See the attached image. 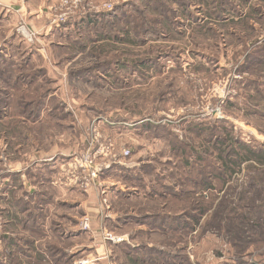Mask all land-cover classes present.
Returning a JSON list of instances; mask_svg holds the SVG:
<instances>
[{"label":"rangeland","instance_id":"1","mask_svg":"<svg viewBox=\"0 0 264 264\" xmlns=\"http://www.w3.org/2000/svg\"><path fill=\"white\" fill-rule=\"evenodd\" d=\"M62 3L0 8V264H264V0Z\"/></svg>","mask_w":264,"mask_h":264},{"label":"trees","instance_id":"2","mask_svg":"<svg viewBox=\"0 0 264 264\" xmlns=\"http://www.w3.org/2000/svg\"><path fill=\"white\" fill-rule=\"evenodd\" d=\"M262 41V40H259ZM264 42V39L262 42L258 43L257 46H260ZM255 55H258V52L254 50ZM246 56H250V52L246 54ZM251 97V96H250ZM235 139V138H234ZM236 140V139H235ZM241 144V142H240ZM242 147L240 150L234 149L231 151L233 154V158H230L229 160L224 159V165H223V170L218 176H222V179H224V176H235L237 173L242 172V171H259L260 169H264V147L263 146H253L252 144H241ZM223 157V154H222ZM224 158V157H223ZM148 167V166H147ZM145 168V167H144ZM144 168L143 170L140 169L138 171L137 167L134 168H127L122 165H114V167L111 170L105 169L103 170L102 176L103 178H106L109 173H113L114 170H119L120 173H122L121 177L123 178L122 180L127 181L126 183H131V175L133 174V177H135L138 173H144ZM263 180V176L259 177V180ZM204 189H213L211 185H207L206 188ZM225 193V192H223ZM214 196V195H213ZM203 199H208L210 196L206 194H202ZM233 203L235 204V199H233ZM235 208H231L230 210L227 211V214H222V212H219V216L221 218H228L231 219L234 216H231L230 214L235 212ZM229 213V214H228ZM264 211L263 209L261 210V206L259 205L258 209L256 206L250 208V214L246 215L247 221H254V220H264ZM12 220H14L13 215L11 216ZM6 238V236H4ZM243 238H246V235L243 234ZM9 245L16 246L17 240L15 238L10 239L8 241ZM12 246V247H13ZM130 247V246H129ZM9 258L11 260V255H9ZM137 261V260H136Z\"/></svg>","mask_w":264,"mask_h":264},{"label":"built area","instance_id":"3","mask_svg":"<svg viewBox=\"0 0 264 264\" xmlns=\"http://www.w3.org/2000/svg\"><path fill=\"white\" fill-rule=\"evenodd\" d=\"M63 6H67V0H63V3L61 5V7H63ZM66 15H67V11L64 10L62 12L61 17H65ZM16 32L18 34H20L22 37H24L25 39L29 40V41H31L33 39L34 35L36 34L35 30H33L26 22H23V21L19 22V25L17 26ZM128 154H129V151H126L125 152V155H128ZM91 163H92L91 156L90 155H87L82 160H77V162H76L75 165L76 166L77 165H80L82 168H84L85 170H87V168L90 167V164ZM75 168H76V170H75V173L73 174V177L82 175L80 173H76V171L78 170V168L77 167H75ZM97 171L96 172L95 171H92L91 174H89V176L95 177L96 176V173H98ZM88 185L89 184H87V186ZM83 226L84 227H88V224L86 222H84ZM79 264H93V262L90 261V260H86V261L79 262Z\"/></svg>","mask_w":264,"mask_h":264},{"label":"crops","instance_id":"4","mask_svg":"<svg viewBox=\"0 0 264 264\" xmlns=\"http://www.w3.org/2000/svg\"><path fill=\"white\" fill-rule=\"evenodd\" d=\"M26 1L27 0H2V2H0L1 4L0 8H2L3 12L12 11L13 12L12 14H16L19 18H21L22 16L23 18V16H26Z\"/></svg>","mask_w":264,"mask_h":264}]
</instances>
